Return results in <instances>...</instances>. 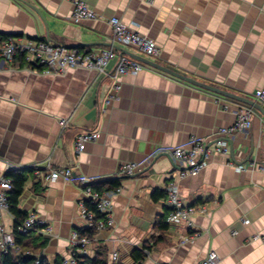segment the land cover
<instances>
[{"label":"crops","instance_id":"crops-1","mask_svg":"<svg viewBox=\"0 0 264 264\" xmlns=\"http://www.w3.org/2000/svg\"><path fill=\"white\" fill-rule=\"evenodd\" d=\"M85 1L100 17L73 21L72 0H0V34L38 37L81 51L108 48L113 45L108 19L118 16L156 41L161 53L151 60L258 102L264 0ZM114 47L139 54L133 47ZM142 63L137 73L122 75L116 74L115 60L102 73L85 68L40 73L1 64L0 179L9 167L50 165L74 172L69 180L29 176L19 208L36 212L52 231L24 239L25 248L50 261L64 257L72 230L82 224L78 176L92 182L118 177L114 225L93 234L91 257L106 252L111 264L117 251L118 263L134 264L132 250L150 244L143 264H197L211 250L219 256L217 264H264V116L252 105ZM240 105L253 108L252 126L232 137L215 134L234 121ZM93 130L98 139L78 153L77 134ZM193 138L204 139L211 149L225 139L228 153L212 154L198 173L179 180L182 204L202 206L192 215V227L167 222L161 230L156 220L167 206L165 196L155 192L164 190L168 174L178 167L169 150L190 147ZM127 162L138 168L122 177L128 174L118 173V167ZM2 222L5 228L10 223L12 235L13 215L4 211ZM186 237L189 241L181 242Z\"/></svg>","mask_w":264,"mask_h":264},{"label":"built area","instance_id":"built-area-1","mask_svg":"<svg viewBox=\"0 0 264 264\" xmlns=\"http://www.w3.org/2000/svg\"><path fill=\"white\" fill-rule=\"evenodd\" d=\"M73 9L70 18L73 21L83 19H94L100 15L89 6L85 0H72ZM108 22L112 28L113 45L108 48L92 49L81 51L77 46L54 43L46 39L29 36H8L0 38V67L1 64L8 63V67L23 68L29 71L40 73L60 74L72 68H85L95 70L99 73L105 71L108 64L115 60V70L117 75L126 73H137L143 67V63L138 59L123 53H118L114 45L129 46L135 48L138 53L149 59L158 57L161 49L155 40L149 36L127 27L118 16H111ZM118 85H115L117 88ZM254 95L259 103L264 105V82L259 86ZM253 121V108L240 105L235 110V119L229 125L219 126L215 134L232 137L240 132L249 129ZM62 125L65 120L60 121ZM98 131H83L77 134L75 147L78 153L82 152L87 143L97 140ZM229 146L225 139H218L213 149L206 145L204 139L193 138L190 147H172L169 152L172 154L177 168L168 174V181L165 185L166 197L165 205L169 207L166 216L167 222H181L186 228L193 225L192 215L195 211L201 210L202 206L192 204L183 205L179 190V180L189 174H196L209 163L212 154L228 153ZM238 169H243L244 165L239 164ZM138 168V163L127 162L120 164L118 173L132 174ZM45 180H56L63 178L69 180L74 177V172L70 167H51L47 165L44 171H37ZM81 186L82 196L80 197V217L82 220L81 228L100 230L105 227H112L114 220L112 216L113 197L120 190V187L98 191L92 188V181L86 175H80L77 179ZM11 188V180L5 175L0 179V252H13L15 254L22 251L16 244L13 235L5 231L2 222L4 211L9 212L7 202V192ZM85 201H90L96 206L102 215L97 217L94 210L87 209ZM40 226L39 232L49 234L52 227L36 212H29L27 217L18 225L21 233H28ZM236 231L232 233L235 234ZM196 233L190 235L194 236ZM257 237V235H255ZM189 241V237L181 242ZM91 238L80 235L78 229H73L68 242V252L63 257V264H78L80 257L88 255V248ZM148 256L150 250L145 249ZM30 252L27 250L26 254ZM119 253L113 251L111 254V264L118 263ZM219 256L215 250H211L205 257L200 259L197 264H217ZM36 262H38L36 260ZM134 264H143V260L134 261Z\"/></svg>","mask_w":264,"mask_h":264},{"label":"trees","instance_id":"trees-1","mask_svg":"<svg viewBox=\"0 0 264 264\" xmlns=\"http://www.w3.org/2000/svg\"><path fill=\"white\" fill-rule=\"evenodd\" d=\"M1 33V32H0ZM10 36L9 34H0V38H6ZM75 46V45H74ZM81 47V46H79ZM37 171H44V168L38 166H28V167H21V168H13L9 167L6 172L5 176L11 180V188L7 192V202L9 207V212L14 217V229H13V237L15 239L16 244H18L22 251L20 253H13V252H0V264H63V256L57 255L53 261H50L44 255H37L31 251L29 248H25L24 239L31 237L33 234L42 235L39 232L40 226H37L35 229L28 233H21L18 230V225L21 223L29 214V212L22 211L19 208V198L22 195L26 182L29 176ZM120 178L112 177L110 179L92 182V188L98 191H104L109 189H114L119 186ZM156 195L165 196L166 197V190H156ZM85 206L87 209L94 210L97 217H101L102 215L98 212L97 208L93 203L90 201H85ZM169 211V207L167 206L166 211L163 215L159 216L156 220V227L161 230H164L168 227V223L166 220L167 213ZM96 229H84L78 228V232L80 235H86L90 238L93 237V234L96 232ZM145 249L151 250L150 244H145L142 248H134L131 252V256L134 261L137 260H144L147 255L144 252ZM29 251V254H26V251ZM36 260L38 262H36ZM107 254L106 252L99 251L93 257L90 255H83L80 257V261L78 264H108ZM114 264V263H113ZM120 264V263H115Z\"/></svg>","mask_w":264,"mask_h":264},{"label":"water","instance_id":"water-1","mask_svg":"<svg viewBox=\"0 0 264 264\" xmlns=\"http://www.w3.org/2000/svg\"><path fill=\"white\" fill-rule=\"evenodd\" d=\"M26 3L28 5H30L32 8H34L35 10L38 11V9H36L34 7V5H32L31 3H28V2H26ZM125 52L128 53L130 56L138 59L141 62L149 64V65H151L153 67H156V68H158L160 70L166 71L167 73H170V74H172V75H174V76H176L178 78L184 79V80H186L188 82L194 83L195 85L204 87V88L209 89L211 91H214V92H216L218 94L225 95V96L231 97L233 99H236V100L242 101L244 103H247L249 105H252L257 110H259L260 113L264 116V106L261 103L255 101V100L249 99V98H247V97H245L243 95H239L237 93L227 91V90L222 89L220 87H217L215 85H212V84L206 83L204 81H200L198 79L190 77V76L185 75L183 73H180V72H178V71H176L174 69H171V68H169L167 66L161 65L160 63H158V62H156L154 60H151L149 58H146V57H144V56H142L140 54H137V53H134V52H131V51H125ZM230 154H231V156L234 155V146H233V144L230 145ZM261 163L264 165V161H262ZM131 175H133V174L123 175L122 177H129Z\"/></svg>","mask_w":264,"mask_h":264},{"label":"rangeland","instance_id":"rangeland-1","mask_svg":"<svg viewBox=\"0 0 264 264\" xmlns=\"http://www.w3.org/2000/svg\"><path fill=\"white\" fill-rule=\"evenodd\" d=\"M5 231L10 233V223H8V224L6 225ZM69 237H70V236H69ZM182 240H183V239H182ZM68 242H69V239H68Z\"/></svg>","mask_w":264,"mask_h":264}]
</instances>
